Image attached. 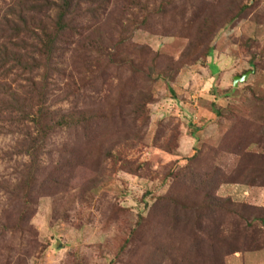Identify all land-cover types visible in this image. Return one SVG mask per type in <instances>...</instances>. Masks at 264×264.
Wrapping results in <instances>:
<instances>
[{"label": "rangeland", "instance_id": "1", "mask_svg": "<svg viewBox=\"0 0 264 264\" xmlns=\"http://www.w3.org/2000/svg\"><path fill=\"white\" fill-rule=\"evenodd\" d=\"M142 2L158 12L144 29L129 27L138 13L133 8L124 14L129 22L121 20L123 0H112L108 15L101 17L111 20L115 39L117 25L123 23L124 36L149 47L159 56L157 63L146 67L137 89L128 82L126 66L102 75L91 60L86 72L72 70L66 53L61 67L67 75L51 81L52 110H73L69 103H59L71 83L78 89L76 111L94 109L101 115L92 127L61 129L47 141L33 191L21 186L16 173L31 160L5 157L16 140L6 134L10 128L0 129V264H167L155 251L164 229L157 222L168 212V230L182 231L191 213L189 219L183 214L173 219L175 210L165 206L170 200L164 198L187 192L206 176L227 173L235 161L228 148L246 132L243 124L253 122L264 135V106L258 103L264 97V0ZM10 4L0 0V21ZM243 6H248L246 13L235 18ZM213 24L209 55L201 57L200 44ZM168 67L180 69L172 78L165 76ZM124 83H129L127 90L114 106ZM141 94L151 97V103L145 119L134 122L132 102ZM27 194L33 198L31 209L20 215L19 203L22 209ZM216 196L264 206V188L225 184ZM223 217L218 219L216 251L206 257L216 253L224 264H264V250L225 255L224 239L246 224ZM6 219L12 229L4 232ZM195 235L197 244L208 249L206 233Z\"/></svg>", "mask_w": 264, "mask_h": 264}, {"label": "trees", "instance_id": "2", "mask_svg": "<svg viewBox=\"0 0 264 264\" xmlns=\"http://www.w3.org/2000/svg\"><path fill=\"white\" fill-rule=\"evenodd\" d=\"M111 1L10 0L11 4L7 6L0 21V122L3 123L0 129L10 128L6 134L16 140L15 146L4 156L10 160L17 157L31 160L26 169L16 172L21 178V186L29 185V192L33 191L41 173L38 160L43 155L42 150L45 149L47 141L61 129H71L79 125L92 127L101 115L100 111L94 109L76 111V105L79 106L78 89L71 83L66 85L63 102L59 103H69L73 110H52L54 105L51 103L55 102L49 101L53 87L51 81L55 75H67L61 67L66 53L71 54L72 70L80 67L86 72L84 66L89 67L88 64L92 61L93 67L103 70L102 75L109 73L114 67L122 69L126 66L129 68L128 82L135 84L137 89L140 88L136 86L137 80L148 73L146 67L156 64L159 59L158 55L153 56L149 47L136 45L132 41V35L124 36L125 27L121 22L117 25L118 39L114 38L109 31L111 20L101 17L108 15ZM123 1L125 4H121L119 10L121 20L129 22L124 14L130 8L138 12L129 25L133 29H144L151 14L158 13L157 9L148 10L142 0ZM247 9L248 6H243L234 17L240 18ZM111 15L112 12L110 17ZM214 28L213 24L210 34L202 39L200 45L204 52L201 57L209 55L208 38ZM109 46L111 50L107 51ZM179 69L172 71L168 67L165 76L173 78ZM36 73L41 80H36ZM128 84L121 86L122 91L113 102L114 106L124 90H127ZM132 103L130 111L133 112L134 122L145 119L143 115L147 104L151 103V97L141 94ZM258 103L264 106V97L258 98ZM218 115L221 113L218 112ZM58 116L59 120L56 119ZM243 125L246 132L235 138L228 148V154L234 156L235 161L231 169H226L227 173L218 177V173L206 176L200 183H193L187 188V192H179L177 196L167 195L164 198L166 202L170 200L169 205L165 206H173L176 212L173 219L181 214L188 217L191 213L189 221L182 225V231L178 227L168 230V212H164L163 219L157 222L164 229L155 243V251L156 255L166 259L167 264H224L216 253L209 259L206 257L208 251H216L219 242L217 235L221 228L218 219L223 216L226 219H241L246 224L230 240L224 239L222 249L225 255L242 250H264V206L238 204L230 198L219 199L216 196L218 189L225 184L243 185L250 189L264 188V135L259 134V128L253 122ZM21 191L26 192L25 189ZM30 197L27 194L28 199L21 201L22 209L19 203L20 215L24 211L29 213L33 202ZM11 224L6 219L4 232L12 229ZM194 230H203L206 233V240L211 243L209 245L207 242L208 249L205 250L197 244L198 236ZM190 237L193 239L189 243Z\"/></svg>", "mask_w": 264, "mask_h": 264}, {"label": "water", "instance_id": "3", "mask_svg": "<svg viewBox=\"0 0 264 264\" xmlns=\"http://www.w3.org/2000/svg\"><path fill=\"white\" fill-rule=\"evenodd\" d=\"M238 79L239 78H236V80H235V82H234V84L237 86V83H238ZM242 80V79H241Z\"/></svg>", "mask_w": 264, "mask_h": 264}]
</instances>
